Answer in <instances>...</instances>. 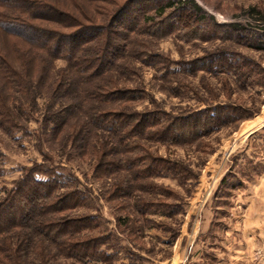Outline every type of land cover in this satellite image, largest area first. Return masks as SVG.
Returning <instances> with one entry per match:
<instances>
[{
  "label": "rangeland",
  "instance_id": "1",
  "mask_svg": "<svg viewBox=\"0 0 264 264\" xmlns=\"http://www.w3.org/2000/svg\"><path fill=\"white\" fill-rule=\"evenodd\" d=\"M193 1L203 19L189 5L167 10L163 19L152 10L157 2L137 6L139 28L126 34L125 53L110 69L109 80L132 91L133 99L109 108L135 113L140 131L126 134L121 146L111 136L106 162L128 159L134 169H97L105 133L90 140L89 152L46 137L41 118L52 103L46 91L36 94V111L26 109L19 130L0 129L1 197L27 169L43 166L57 174L58 193L78 196V208L61 215L91 218L90 228L73 237L92 238L94 256L66 258L51 247L52 264H192L197 254L209 255L208 245L216 246V225L222 227L227 208L216 211L211 195L235 156L248 152L250 142L264 141V39L260 23L245 15L252 7L264 14V0ZM125 2L98 6L117 14ZM129 11L118 19L133 26ZM233 24L245 30L234 31ZM64 65L55 62L50 74ZM219 115L221 124L229 123H217ZM249 124L257 128L239 135ZM145 167L155 175L145 176ZM27 256L28 264H39L33 246Z\"/></svg>",
  "mask_w": 264,
  "mask_h": 264
},
{
  "label": "trees",
  "instance_id": "2",
  "mask_svg": "<svg viewBox=\"0 0 264 264\" xmlns=\"http://www.w3.org/2000/svg\"><path fill=\"white\" fill-rule=\"evenodd\" d=\"M106 1L0 0V129L19 130L23 115L28 114L26 109L36 111V94L46 91L52 100L41 118L46 137L64 140L73 148L82 144L89 152L93 147L90 140L97 132L105 133L101 151L94 155L100 163L97 169L130 170L136 162L128 159L106 162L111 136L121 146L126 134L140 131V118L123 107L133 99L132 91L119 88L108 75L125 53L126 34L139 28L140 9L135 8L155 1L152 10L160 19L166 18L167 10L173 14L185 5L199 15L202 10L193 0H125L123 8L113 14L100 10L98 4ZM129 9L128 18L133 19V26L119 20ZM245 15L260 23L257 32L264 39V14L252 7ZM231 28L238 32L245 30L239 24ZM57 61L65 65L52 75ZM111 104L123 106L111 109ZM206 114L208 118L214 116L210 110ZM216 120L221 124L224 119L219 115ZM226 123L229 122L226 120L221 125ZM47 170L38 165L27 169L15 187L4 197L0 196V264H28L27 253L32 246L39 264H52L56 255L80 260L94 256L89 252L96 246L92 238L73 237L90 228L91 218L61 215L78 208V196L58 193V176ZM145 170V176L155 175L148 167ZM40 176L45 179H39ZM229 178L231 173L225 175L221 184ZM121 183L117 192H121ZM227 185L231 186L232 181ZM142 208L143 214L146 206ZM51 247L56 255L51 253Z\"/></svg>",
  "mask_w": 264,
  "mask_h": 264
},
{
  "label": "crops",
  "instance_id": "3",
  "mask_svg": "<svg viewBox=\"0 0 264 264\" xmlns=\"http://www.w3.org/2000/svg\"><path fill=\"white\" fill-rule=\"evenodd\" d=\"M262 113L259 115L262 116ZM249 126H252L250 133L257 128L256 125L249 124L240 130L239 135ZM228 173L232 174V185H227L230 180L222 185L221 181ZM211 199L214 201L216 211L227 208L225 214H222L223 225L222 227L216 225V246L208 245L207 258L203 257L202 253L197 254L196 263L192 264H264V141L262 139L250 142L248 152L245 150L239 157L235 156L231 167L221 177ZM209 228L212 229L211 223ZM201 235L202 232L199 230L196 241Z\"/></svg>",
  "mask_w": 264,
  "mask_h": 264
}]
</instances>
